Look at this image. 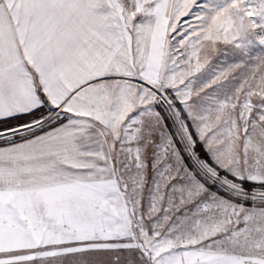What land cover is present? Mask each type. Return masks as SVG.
<instances>
[{
  "label": "snow or ice",
  "instance_id": "1",
  "mask_svg": "<svg viewBox=\"0 0 264 264\" xmlns=\"http://www.w3.org/2000/svg\"><path fill=\"white\" fill-rule=\"evenodd\" d=\"M0 264H264V0H0Z\"/></svg>",
  "mask_w": 264,
  "mask_h": 264
}]
</instances>
